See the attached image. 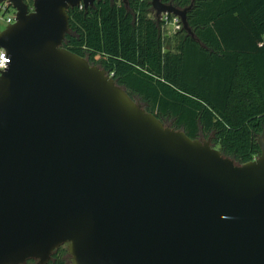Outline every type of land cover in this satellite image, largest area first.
Returning <instances> with one entry per match:
<instances>
[{
  "label": "water",
  "instance_id": "1",
  "mask_svg": "<svg viewBox=\"0 0 264 264\" xmlns=\"http://www.w3.org/2000/svg\"><path fill=\"white\" fill-rule=\"evenodd\" d=\"M1 1L0 264L63 245L72 264H264V132L238 164L64 47L69 9L97 0ZM151 2L194 35L191 6Z\"/></svg>",
  "mask_w": 264,
  "mask_h": 264
},
{
  "label": "trees",
  "instance_id": "2",
  "mask_svg": "<svg viewBox=\"0 0 264 264\" xmlns=\"http://www.w3.org/2000/svg\"><path fill=\"white\" fill-rule=\"evenodd\" d=\"M162 1L191 6L194 35L181 20L166 35L167 21L151 0H97L69 9L64 47L107 70L167 126L194 139L208 136L238 164L257 158L264 132V0ZM47 264H72L68 247L55 250Z\"/></svg>",
  "mask_w": 264,
  "mask_h": 264
},
{
  "label": "built area",
  "instance_id": "3",
  "mask_svg": "<svg viewBox=\"0 0 264 264\" xmlns=\"http://www.w3.org/2000/svg\"><path fill=\"white\" fill-rule=\"evenodd\" d=\"M9 1H1L0 2V14L3 13V19L6 21V23L12 24L16 21V15L17 12L15 8L12 6V4ZM167 16L168 14H164ZM177 18V22L179 24L180 18L175 16V19ZM180 26V25H179ZM11 64V57L8 55L5 49L0 47V76L3 72L7 71Z\"/></svg>",
  "mask_w": 264,
  "mask_h": 264
},
{
  "label": "rangeland",
  "instance_id": "4",
  "mask_svg": "<svg viewBox=\"0 0 264 264\" xmlns=\"http://www.w3.org/2000/svg\"><path fill=\"white\" fill-rule=\"evenodd\" d=\"M29 5L32 6L33 1L29 2ZM3 16H4L3 13H1L0 14V31H2L3 29H5L8 26L6 21L3 19ZM161 18L163 20L167 21V24L164 26V33L166 35H173L176 32V30H178L180 28V26L177 22L178 21L177 18L175 19V17H174V19L169 20L167 18V16H165V15H162ZM169 124L171 125V123H169ZM208 138H209L208 136L203 137V138L201 137V139H208ZM63 246H65V245H63ZM66 247H68V246L66 245Z\"/></svg>",
  "mask_w": 264,
  "mask_h": 264
}]
</instances>
